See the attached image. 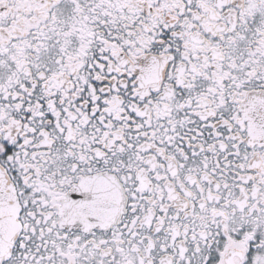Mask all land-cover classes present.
<instances>
[{"label":"snow or ice","instance_id":"obj_1","mask_svg":"<svg viewBox=\"0 0 264 264\" xmlns=\"http://www.w3.org/2000/svg\"><path fill=\"white\" fill-rule=\"evenodd\" d=\"M0 264H264V0H0Z\"/></svg>","mask_w":264,"mask_h":264}]
</instances>
